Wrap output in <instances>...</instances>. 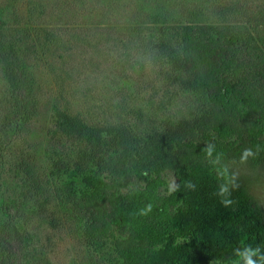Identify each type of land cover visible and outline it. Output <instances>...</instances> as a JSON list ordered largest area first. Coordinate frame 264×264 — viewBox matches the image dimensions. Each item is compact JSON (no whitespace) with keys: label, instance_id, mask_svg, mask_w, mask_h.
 I'll use <instances>...</instances> for the list:
<instances>
[{"label":"rangeland","instance_id":"374dc122","mask_svg":"<svg viewBox=\"0 0 264 264\" xmlns=\"http://www.w3.org/2000/svg\"><path fill=\"white\" fill-rule=\"evenodd\" d=\"M200 23L234 37L264 98V0H0V264H128L111 207L95 219L81 202L76 162L108 126L142 131L224 105L180 84L203 81L199 62L173 66L190 53L181 28ZM165 177L169 194L178 179ZM253 192L264 206V175Z\"/></svg>","mask_w":264,"mask_h":264},{"label":"trees","instance_id":"16d2710c","mask_svg":"<svg viewBox=\"0 0 264 264\" xmlns=\"http://www.w3.org/2000/svg\"><path fill=\"white\" fill-rule=\"evenodd\" d=\"M181 38L190 53L174 57L173 66L191 71L199 62L206 73L201 82L180 84L201 87L224 105L163 127L113 125L85 137L89 150L78 157L74 185L95 219L111 207L113 224L129 237L128 264H246L249 258L264 264V206L253 192L255 178L264 175V98L256 93V74L234 37L213 24L184 25ZM246 149L252 155L242 159ZM113 150L117 157L107 158ZM168 171L178 183L163 194ZM133 179L142 184L131 188ZM223 200L232 204L226 208Z\"/></svg>","mask_w":264,"mask_h":264},{"label":"clouds","instance_id":"9594fccd","mask_svg":"<svg viewBox=\"0 0 264 264\" xmlns=\"http://www.w3.org/2000/svg\"><path fill=\"white\" fill-rule=\"evenodd\" d=\"M250 155H252V151H251V149H246L245 150V155L242 157V159H246L248 156H250ZM237 187H238V185H237ZM225 191H227V189L226 188H222L221 189V195H223V193L225 192ZM221 203L223 204V206L224 207H229L231 204H232V201L231 200H223V201H221ZM149 211H150V208H149ZM142 214H146V213H142ZM258 250H250V253H251V255H256V252H257ZM246 264H256V261H254V260H252L251 258H249L247 261H246Z\"/></svg>","mask_w":264,"mask_h":264}]
</instances>
